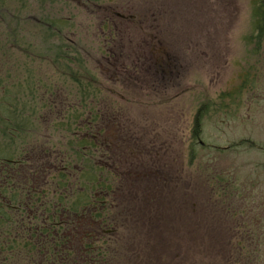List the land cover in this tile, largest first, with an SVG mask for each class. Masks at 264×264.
Segmentation results:
<instances>
[{
    "label": "rangeland",
    "instance_id": "1",
    "mask_svg": "<svg viewBox=\"0 0 264 264\" xmlns=\"http://www.w3.org/2000/svg\"><path fill=\"white\" fill-rule=\"evenodd\" d=\"M256 1L0 0V98L6 88L31 85L36 94L28 97L56 106L76 93L68 71L82 70L60 58L69 42L98 73L97 85L122 97L108 110L132 140L126 149L133 163L119 170L130 202L115 217L111 246L119 258L112 264H264V39L255 37ZM104 17L118 27L112 54L163 65L154 82L147 72L131 83L112 75ZM8 68L10 78L2 72ZM245 74L241 99H229ZM19 96H8L16 117ZM49 121L39 120L32 137L15 135L23 154L29 145L33 157L63 156L64 141ZM149 168L163 177L160 186H143Z\"/></svg>",
    "mask_w": 264,
    "mask_h": 264
},
{
    "label": "trees",
    "instance_id": "2",
    "mask_svg": "<svg viewBox=\"0 0 264 264\" xmlns=\"http://www.w3.org/2000/svg\"><path fill=\"white\" fill-rule=\"evenodd\" d=\"M254 16L255 37L260 41L264 39V0L256 1ZM63 49L60 58L66 61L67 52ZM68 63L74 62L68 59ZM79 63H85L81 55ZM79 69L82 70L79 76L72 75L76 93L70 91L62 96H78L79 100H62L56 106L64 114L52 120L51 114L48 117L54 126L51 130L64 141L63 156L49 151L44 157H33L27 147H23L26 149L23 154L15 135L32 137L35 134H28L29 130L39 131V120L34 113L40 111L41 105L21 102L24 103L19 107L21 115L16 117L10 114L16 103L8 97L14 90H3L0 98V118L5 121L0 131L4 132L0 141L3 144L0 146V264H112L119 258L117 248L112 249V236L116 235L106 236L105 231L111 226L119 229L113 217H121L125 211L117 208L113 212L107 201L116 191L125 196L123 185L118 183V168L133 163L126 149L132 140L126 139L125 129L119 131V119L115 112L108 110L107 100L102 98L103 89L83 82L91 76L87 70ZM241 79L242 86L229 93V99H241L250 76L245 74ZM16 92L23 95V89ZM49 94L56 95V92L52 90ZM47 105L50 107L43 111L54 113L55 104ZM120 133L125 150L123 145H118ZM86 134L89 135L86 137ZM54 158L60 166L50 164Z\"/></svg>",
    "mask_w": 264,
    "mask_h": 264
},
{
    "label": "flooded vegetation",
    "instance_id": "3",
    "mask_svg": "<svg viewBox=\"0 0 264 264\" xmlns=\"http://www.w3.org/2000/svg\"><path fill=\"white\" fill-rule=\"evenodd\" d=\"M72 1V0H71ZM117 16V15H116ZM118 17H120V18H122V19H127V17L124 15V16H118ZM134 17H131L130 19H133ZM102 23H103V25H102V30L104 31V30H108L109 32H110V37H109V39H108V42L106 41L105 42V44H104V46L105 47H108V53L106 54V55H104L106 58H107V62H108V64L109 65H111L114 69H113V71H112V75H114V76H118V77H126L127 78V81L129 80V82L131 83V81L132 80H134V81H139L138 80V76H140V73L141 74H144L145 72H147V73H149L148 74V76L151 78V79H149L150 81H152V82H154V80H155V78H156V76H158L159 74H158V68H159V66H163V65H160L159 64V60H157L158 62H156V63H150V60H149V62L148 61H146L147 63L146 64H142V60H141V57H138L137 56V58H135V59H130V60H132L133 62L131 63V64H129V58H128V56L126 57V58H124V53H121V54H112V49L111 48H109V44H111V41L113 42L115 39H114V37H113V35L114 34H116L117 35V33H116V31L115 30H117V26L114 24H112V20H110V17H109V19H107L106 17H104V19H103V21H102ZM103 34H105V32L103 33ZM72 44V45H71ZM108 44V45H107ZM64 49H63V51H66L67 52V60H66V62L68 63V59H71V61H73L74 63H75V67H78V68H82L83 70H84V72H85V70H87L89 73H91L90 75H91V77H90V79H83L84 81L83 82H86V83H89V84H91V85H93L94 84V86H96L97 85V83H99V79H97V76H98V73L96 74L95 73V71L94 70H92L93 69V67L92 68H90L89 66H88V64L85 62L84 64H81V63H79V55H80V53H81V51H80V49L77 47V45L75 44V43H71V42H69V43H66L65 44V47H63ZM121 48H122V46H121ZM123 49V48H122ZM136 50V49H135ZM99 51L101 52L102 51V49H100L99 48ZM70 53H72V57L71 58H69V55H71ZM137 54H141V51H138V53ZM142 55V54H141ZM143 55H144V53H143ZM142 55V59L143 60H148L149 58L147 57V56H143ZM128 58V59H127ZM168 59H172V56H170L169 55V57H168ZM62 61H64L63 59H62ZM70 61V60H69ZM69 65L71 64V63H68ZM7 67V66H6ZM12 69H10V68H8V69H4L2 72H6V76L8 75L9 76V78H10V76H12L11 75V71ZM68 73H69V79H70V81H72L73 83L75 82L74 80H73V76H72V72H70V71H68ZM107 74H108V72H106ZM110 75V74H109ZM136 76H137V78H136ZM84 78V77H83ZM137 79V80H136ZM0 81H4V79H0ZM88 81V82H87ZM26 83L27 84H29V82L28 81H26ZM75 84V83H74ZM76 85V84H75ZM29 86V85H28ZM47 86V85H46ZM45 85H43L42 87L43 88H45L46 87ZM99 86H100V88H102L103 89V93H104V95L102 96V98H104V99H106L107 100V103H116V104H118V102H122L121 101V99L120 98H122L120 95H112V93L113 92H111V90L109 89V88H106V87H104V85H102V84H99ZM132 86V85H131ZM41 87V88H42ZM132 87H134V86H132ZM149 87H150V85H149ZM22 89V88H24L25 89V95H22L21 94V96H19V100L20 101H23V102H26V103H30V104H40L41 105V107H40V111H35V118L36 119H38V120H48V117H49V114H51L52 115V117H50V120H52V119H55V118H58V117H60V116H62L63 114H64V112H62V111H58V112H54V111H52V112H54V113H49V112H47L46 110L45 111H43L45 108H47V107H50L49 105H47V104H51L50 103V101H47V99H45V98H42L40 101L37 99V96L36 95H33V96H31V97H28L27 96V94H28V91H30V92H33V94H36V88H37V86H29V87H21V86H18V87H16V86H13V87H11V89H12V91L14 90V91H16L17 89ZM134 88H136V87H134ZM16 89V90H15ZM29 92V93H30ZM108 94H111V98H109L108 97ZM10 98V97H9ZM12 99V98H11ZM12 100H14V99H12ZM64 100H69V101H78L79 100V97L78 96H67ZM112 100V101H111ZM61 101H62V99H61ZM60 101V102H61ZM55 104V103H54ZM45 105V106H44ZM112 114V113H111ZM90 115V114H89ZM116 115V117H119L117 114H115ZM89 118V117H88ZM110 119V118H109ZM111 120V119H110ZM38 124H39V122H38ZM37 129H39V131H41V127H39V128H37ZM38 131V132H39ZM38 132H34V131H32V130H29L28 131V134H37ZM82 132V131H81ZM89 135V134H88ZM87 134L85 135L86 137L88 136ZM107 142V141H106ZM109 142V141H108ZM111 144V143H110ZM115 143H113L112 145L113 146H115L114 145ZM28 147H29V149H30V146L29 145H27V150L29 151V152H31V149L29 150L28 149ZM32 153V152H31ZM33 154V153H32ZM31 154V155H32ZM31 155L30 156H28V160L31 158ZM42 155V154H41ZM44 155H47V152H45L44 154H43V156L42 157H44ZM25 159H26V157H25ZM21 162L23 163L24 161L23 160H21ZM30 162V161H29ZM109 162H110V164L111 165H113V162H112V160H109ZM27 163V162H26ZM23 165V164H22ZM23 166H27L26 164H24ZM118 170H120V168H118ZM148 171H149V174H146V173H143L144 175H147L146 177L148 178V179H145L144 181H142L144 184H143V186L144 187H147L148 185H150V184H153V186L156 184V185H159L160 186V183L162 182V181H164V179H163V177H161L160 175L159 176H156V174H155V170L153 169V168H149V169H147ZM42 171H43V169H42ZM119 172V171H118ZM119 174V178H118V183H124V181H125V177L123 176V175H121L120 174V172L118 173ZM136 174H137V172H136ZM123 176V177H122ZM138 180V179H137ZM165 183V182H164ZM142 186V187H143ZM124 187V186H123ZM157 187V186H156ZM116 196H119V197H117L116 198ZM121 195H120V193H118V191H116L115 193H114V195L113 196H111L110 198L111 199H116L117 200V202H113L112 200H111V204H109V201H107V204H109L108 206H109V208L111 209V208H113V212L115 211V209H119V210H124L125 211V209L127 210V202H130V197L125 193V196L124 195H122L121 197H120ZM119 200H120V202H119ZM124 204H125V206H124ZM119 206V207H118ZM128 208H129V206H128ZM120 215H122V214H120ZM115 215H114V217H113V219H114V222H115ZM116 223V222H115ZM116 225H117V223H116ZM117 226H119V225H117ZM111 228L112 227H110V228H108V229H110L111 230ZM115 228V227H114ZM107 229V230H108ZM105 231L106 232V234H112V235H114L116 232H117V228H115V231ZM111 241V240H110ZM112 242H114V241H112Z\"/></svg>",
    "mask_w": 264,
    "mask_h": 264
}]
</instances>
